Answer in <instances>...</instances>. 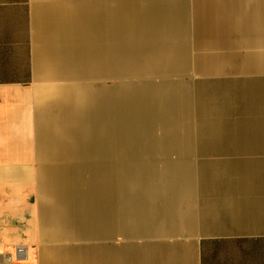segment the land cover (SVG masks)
Masks as SVG:
<instances>
[{
  "label": "crops",
  "instance_id": "crops-1",
  "mask_svg": "<svg viewBox=\"0 0 264 264\" xmlns=\"http://www.w3.org/2000/svg\"><path fill=\"white\" fill-rule=\"evenodd\" d=\"M80 1L0 0V264H264V158L192 160L225 134L264 146V0H185L188 32L179 0ZM79 75L95 169L66 171L52 112Z\"/></svg>",
  "mask_w": 264,
  "mask_h": 264
},
{
  "label": "rangeland",
  "instance_id": "rangeland-1",
  "mask_svg": "<svg viewBox=\"0 0 264 264\" xmlns=\"http://www.w3.org/2000/svg\"><path fill=\"white\" fill-rule=\"evenodd\" d=\"M95 0H82L80 2L84 3H88V5L92 4V2ZM68 2V1H66ZM179 4H182L185 9H186V13H187V2L185 0H179V1H175ZM96 3V2H95ZM168 4V3H167ZM166 3L161 4L162 6L167 5ZM159 4H156V6H158ZM89 7V6H88ZM99 8H100V3H99ZM88 9V8H87ZM92 9V8H91ZM102 9H104V7H102ZM90 10V9H88ZM93 10L96 11V7L93 6ZM186 29L187 32L189 31L188 29V13L186 14ZM59 44H63L62 42H58ZM60 50V49H59ZM57 49L54 48H49L48 44H41V55L42 56H49V58L51 59L52 63L49 65L48 71L54 72V73H58V72H62V71H68L71 72L73 74H78V72H76L78 70V66L75 65V70L73 69L74 65L72 64V68H68L65 61H64V57L65 54H61V53H56L57 51H59ZM116 54V51H115ZM62 61V62H61ZM96 69H97V65H96ZM75 71V72H74ZM185 75L183 74V77ZM152 78V77H150ZM120 80H126L129 81L128 83L132 82V79L129 76H124V78H119ZM136 79V78H135ZM101 80V79H100ZM102 82L104 83H108L109 86H116L115 84V80L114 79H107L105 80V78H102ZM137 80V79H136ZM76 83L74 85H72V87H77V89L75 91H72V89H70L71 87H69V94L67 95V97L65 98L64 96H61L63 101V105L60 106V109L57 108L56 111L52 112L55 115H60L58 118V123L57 125H53L51 130H52V136L58 138V141H55L54 138L52 139V142L54 143V145H52L51 147L52 152H56L59 154V156H63L62 159L59 160H55V158H49L48 160V165L50 167H55V166H61L64 165L67 168H73V167H77L79 166H87L89 165L90 161L85 160L82 158V153L81 150L84 147V143L85 141H87V129H86V113H85V102H86V97L84 94V78H81V76H77L75 79ZM181 84L183 85H187L190 86L187 83H184L182 80L180 81ZM191 87V86H190ZM209 87V86H208ZM208 87H195L194 89L199 90V89H207ZM211 88V87H209ZM192 90V88H191ZM192 94H193V90H192ZM49 98L52 99H58L60 98V96L55 97L54 95L45 96V103L48 102ZM68 101V102H67ZM67 102V103H66ZM60 112V113H59ZM195 123V121L193 122ZM67 125V126H66ZM71 126V128H69L68 126ZM66 126V127H65ZM76 126V127H75ZM78 126V130L76 132V134L72 135L75 138V142H77V144L79 145V149H78V153H75V155L73 156H69L66 153H64L63 151L61 152V150L59 149L58 144H60L61 142L65 141L67 139V133L65 132V129L68 130V133L70 134L73 133L75 128L77 129ZM65 128V129H64ZM211 138L213 137V135H210ZM199 137V136H198ZM222 142H210L208 144H204L203 146H201V144L195 146L197 147V151L194 155H192V160L194 162H210V161H226V160H242V159H258V158H264V156H261V152L260 151H264V146H258V143H262V141H256V145L257 147L255 149H251L250 147H247L245 144L240 143L239 148H237L238 145L231 143V141H229V137L230 134H225L222 135ZM57 146H56V143ZM248 150L249 151H253L255 150V154L254 155H249L247 156L246 154L242 153V152H246ZM239 156H238V155ZM54 172V171H52ZM56 172V171H55ZM44 192H45V187L43 188V190L41 191L39 200L42 201L44 198ZM35 216H37V218H41L39 216L38 213V209L36 208V212H35ZM57 223H51L50 225H40L39 228H41L42 231L44 232H51V228L56 227ZM53 239V238H52ZM54 241H64L61 244H55L52 246V249L55 250V248L57 247H63V248H74L76 245V242H70L69 240L65 239H53ZM82 243V241H80ZM79 242V243H80ZM48 243H51V241H49ZM87 243V242H86ZM20 245H24V244H20ZM19 245V246H20ZM30 248V253L28 255V258L35 261V254H34V250L35 248L29 247ZM77 259V258H76ZM79 260V259H77ZM75 261V260H74ZM15 261L12 260V258L10 257L8 259V261L5 259L3 263L1 264H15ZM77 262V261H75ZM62 263L59 260H53L51 263L48 264H60ZM36 264V263H34ZM77 264V263H75Z\"/></svg>",
  "mask_w": 264,
  "mask_h": 264
},
{
  "label": "bare ground",
  "instance_id": "bare-ground-1",
  "mask_svg": "<svg viewBox=\"0 0 264 264\" xmlns=\"http://www.w3.org/2000/svg\"><path fill=\"white\" fill-rule=\"evenodd\" d=\"M95 168H91V169H89V168H87V167H85V166H77V167H73V168H65V170L66 171H78V170H94ZM98 169H100V168H98ZM25 253V252H24ZM20 254H22V253H20Z\"/></svg>",
  "mask_w": 264,
  "mask_h": 264
},
{
  "label": "built area",
  "instance_id": "built-area-1",
  "mask_svg": "<svg viewBox=\"0 0 264 264\" xmlns=\"http://www.w3.org/2000/svg\"><path fill=\"white\" fill-rule=\"evenodd\" d=\"M16 249H18V253L20 254V253H24L26 248L24 247V245H20L17 246Z\"/></svg>",
  "mask_w": 264,
  "mask_h": 264
}]
</instances>
